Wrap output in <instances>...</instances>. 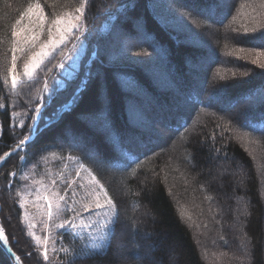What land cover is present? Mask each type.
<instances>
[{"label": "trees", "instance_id": "trees-1", "mask_svg": "<svg viewBox=\"0 0 264 264\" xmlns=\"http://www.w3.org/2000/svg\"><path fill=\"white\" fill-rule=\"evenodd\" d=\"M35 1L43 6L49 19L53 13L63 15L66 12H73L75 7L79 6L76 5L77 2H82V0H0V56L10 46L12 25L19 18L20 12ZM229 1L224 17L219 18L223 11L220 13L218 10L220 14L217 13L218 20L227 22L228 27L223 29L224 24L217 22L220 29L218 28L215 48L198 52L193 49L195 47L190 46L192 40H188L187 45L169 31L170 27L180 31L178 28L180 25L173 24L169 10H166L163 3L158 0H90L86 7V23L88 24L89 21L96 25L97 32L91 38L96 40L91 42L96 50L99 49L98 42L102 36L98 32L100 24L108 15L115 13L127 3L129 6L131 2H134L135 6L128 9L124 17L121 15L118 17L116 25L110 32L114 34V30L122 29L133 34L129 19L143 17L145 24L142 29L147 38L153 36L159 46H156L158 48L156 50L152 46L143 47L151 62L146 70L139 68L142 66L130 65L126 61L113 60L112 56L108 58L107 54L102 55V53L87 68L89 72L99 73L107 85L113 123L122 137V146H115L112 141L111 145L119 151L121 159H113L114 155L103 147L102 138L92 133L93 131L88 129L81 119L82 113L97 108L103 103L100 81L97 80L90 82L79 104L73 105L70 111L64 112L58 122L45 129L39 138L34 137L33 140L36 142L26 146V151L19 154L26 157L28 152L42 145H44L42 149L45 150L40 152L57 149L54 152L58 160L55 163H51L50 159L45 161L47 170H53L46 174L44 182L49 185L53 180L57 181L58 193H61L65 186L61 179L64 159L69 153L76 154L101 180L109 196L117 204L119 223L116 225V235L112 240L111 248L106 253L64 259L60 264H211L212 252L215 256H222L217 257L219 260L227 254L224 259L225 264H264V177H260V173L264 174V136H261L259 131L254 132L249 128L241 127L235 120L229 118V113L213 107L206 101L208 98L206 94L211 85L219 87V96L230 97L237 103L250 100L248 94L253 93L247 111L237 116H240L241 120H251L257 125L264 124L262 118L264 103H260L259 95L256 94L264 89V69L252 63V59L249 60L247 55L249 51L254 53L264 51L255 46V38L264 33V0ZM253 28L258 30L253 32ZM140 32L142 34L143 30ZM224 33L227 34V39L229 38L227 43ZM120 38L116 35L111 36V40L113 39L111 43L118 42ZM100 41L104 42L105 38ZM134 47L131 45L124 50ZM162 47H166L165 51L168 52L167 64L178 68L184 75L182 89L188 95L183 94L184 97L191 99L193 92L199 97L195 98L191 112L188 116H183V120H169L173 131L168 136V144H160L157 141L159 144L147 148L146 144L152 139L148 137L149 135L139 136L137 128L133 127L134 120H128V101L130 99L137 103L145 101L142 95L143 85L147 88L151 86L153 88L150 87L151 94L155 95V85L160 83L156 80L161 79L156 70L162 68V62L158 59L156 51H160ZM194 53L205 57L209 55L211 59L209 70L199 77L203 85L200 90L194 87L193 81L191 84L187 80L188 76L185 75L187 69L184 65V57ZM238 59L246 64H239L236 61ZM152 63L158 68L155 69ZM49 72H38L37 75L43 78L47 77ZM245 72L248 73L247 76L242 75ZM2 73L3 67L0 66V82L3 80ZM155 82L159 83L155 84ZM10 83L9 80L8 84L3 86L4 90L0 91V104L5 105L4 109L0 110V125L3 128L0 155L10 151L11 146L18 139L29 135V129L26 131L20 129L22 132L18 130L20 127L18 122L26 120L33 114L29 109L41 103L39 97H41L42 85H22L16 90L19 93L17 95L11 90ZM38 85L39 90H37ZM76 85L75 82L72 83L71 86L74 87L71 91L67 90V85L64 89H60L64 93L60 99L61 103L59 102L55 108L59 104L58 107H61L70 100ZM158 94L168 106L173 107L174 110L171 109L170 112L176 114L174 97L165 92ZM201 100L204 105L210 104V106L204 107L200 104ZM176 101L179 104L181 100ZM147 103L148 101L143 104L147 105ZM13 112H15L14 118ZM13 120L14 134L9 131ZM44 123L45 121L42 122L41 127ZM137 125L140 126L138 123ZM64 126L86 134L91 141L97 142L101 150L99 161L92 158L84 149L67 145V140L61 135ZM130 127H133L137 139L144 146L139 148L140 151H130V140L123 136ZM59 138H62L66 147L53 143ZM176 142L177 146H174ZM146 155L148 158H145ZM137 157L141 160L139 165L135 164ZM14 158L18 159L16 154L9 157L5 165L0 166V225L5 229L12 251L21 257L22 264L33 262V264H51L49 261H44L39 250L36 254L39 245L35 246L36 251L31 254L32 256L27 254L29 248L33 247L31 243L33 244L34 239L29 235L30 230L22 210L15 206V203L21 200L16 193L12 199L6 186L10 179L9 173L14 170ZM227 164L232 170L238 171V176L233 179L228 176L220 180L212 179L211 170ZM45 170L41 168V171L45 172ZM116 172L119 177L114 178L113 174ZM170 181H175L180 190L177 199L174 196L175 192L169 186ZM11 183L13 188L17 186L14 180ZM183 198L189 200L193 206L186 208V205H183ZM212 210L217 214L211 213ZM236 215L237 232H240L245 240L242 244L244 255L239 254L235 232L228 226L221 225V222L224 223L223 220L228 225ZM121 226H124V230ZM65 229L57 226L54 230L56 239H68L69 235ZM200 244L203 246L200 247ZM214 244L222 251L214 252ZM201 248L205 252L204 255ZM134 255L136 258H133ZM9 257L0 241V264H15ZM224 260H222L223 264Z\"/></svg>", "mask_w": 264, "mask_h": 264}, {"label": "rangeland", "instance_id": "rangeland-1", "mask_svg": "<svg viewBox=\"0 0 264 264\" xmlns=\"http://www.w3.org/2000/svg\"><path fill=\"white\" fill-rule=\"evenodd\" d=\"M158 1L160 3H163L165 7L168 4V0H158ZM36 2L38 1H35L33 3H36ZM80 3L81 1L77 2L76 5L78 6ZM127 4H125L124 6H121L119 10L116 11L115 13L108 15L107 18L100 24V29L98 30V32L102 34L100 40L101 39L103 40L105 38V41L102 42L99 40L98 50H96V47H94L91 43L93 41H96V40H91V38L94 36V33L97 32L95 30L96 25H93V23H89V21H88V24L86 23L87 32H83V35L81 37V39H83V46L79 48V51L76 52L73 57L75 60V65H74L75 71L73 72L75 79L67 80V77L66 76L64 77L66 80V85L68 86L67 88L68 91H71L72 88L74 87V86H71L73 82H75L78 85L81 80L87 77L89 73V69L87 70V68L91 66V63L94 60H97V58L100 56L101 53L102 55L107 54L108 58H111L112 56L113 60L118 59V61H121V62L126 61V63L130 65H134V66L136 65V67L142 66L139 68H142L144 70L150 67V63H151L149 61L150 57L146 53L145 49H143V47L148 48L149 46H152L156 50L157 48L156 46H159V44L153 38V36H149L147 38V35L144 29H142L145 24V20L143 17L135 19V20L129 19V21H131L132 23V31L134 32L133 34L128 33L127 31L122 30V29L114 30V34L110 32L112 27L116 25L115 22L117 21V19H119L118 17L120 15L121 17H124L126 13L128 12L127 10L128 9L130 10L133 6H135L134 2H131L129 6ZM229 4H230V1L228 0L227 5ZM165 9L168 10L167 7ZM223 9L219 10L220 13L223 11L221 15H219L220 13L217 12L219 15V18L221 17L223 18L225 15V10L227 9L226 8L224 10ZM86 11H87V8H86ZM70 13L74 14V11ZM45 15H46V19L44 21V29L46 32L48 28L49 18L47 17L46 12H45ZM193 15H195V13H193ZM85 20H87L86 13H85ZM23 23L26 25L29 24L27 19H25ZM216 23L217 22H207L206 24L202 25L198 23H193L191 20H189L188 21L189 27H191L193 31L201 35L208 33L207 39L210 41V45L201 43L199 41H195V42L191 41L192 43L190 42V44L192 45L190 46L195 47L193 49L198 50V52L208 51V49L213 50L216 45V38L219 34V30H218L219 27L217 26ZM35 24H36V18L33 17V23L29 26L35 28ZM173 24L176 26L179 25L174 19H173ZM223 24H224L223 29H226L228 27L227 22H224ZM178 28L180 29V31L175 30L172 27H170L169 31L177 35L179 40L181 39L182 42H185L187 44V41L190 40L188 33L184 29H182L181 26H178ZM140 30L141 31L143 30L142 34ZM137 34L138 35L140 34V35L137 36ZM115 35L120 36L121 38L118 42L111 43L113 39H116V38H113L111 40V36L114 37ZM226 35L227 34L224 33V36L226 38V43H227L229 42L228 40L229 38L227 39ZM84 36H87V39H84ZM40 39L41 40L45 39V36L41 35ZM131 45H134L135 47L129 50H124V48L131 46ZM165 50H167L166 47H162L160 51H156L158 59H160L162 62L161 64L162 68L160 70H156L157 74L159 75L161 79L156 80V81H160V83L155 82V84L159 83L155 85V88H156L155 95L151 94V90H150L151 86L150 87L148 86L147 88V86L143 85L144 91L142 92L143 93L142 95L145 98V101L140 102V103H137L132 99L128 101V112H127L128 120L130 121L134 120L133 122L135 123L133 124L134 125L133 127L137 128L136 131L140 133L138 134L139 136L149 135L148 137L152 139L151 141H149L150 143L148 142L146 144L147 148L151 146H155L159 143L164 144V145L168 144L169 143L168 136L173 131V129L170 128L172 123H170L169 120L170 119L175 120V121L183 120V116H188V114L191 112V109L193 107V101H195V98L199 97V96H196L195 92L192 93L191 99L184 97L185 95H187L186 92H183V89H182V84L184 82V79L182 77L184 75L178 68H175L173 65L170 66L167 64V62H169V58H167L168 52H166ZM70 51H71V44H69V46L65 48L64 53L61 56L57 57L56 61H54L52 65H49V67H51V71L49 72V75L46 78L48 80L50 89L57 87L55 82L61 80L62 75H63L62 70L57 69L54 66V64L60 61H64L65 67L68 68L69 65L72 64V61L65 60V57ZM259 53L260 52L254 53L252 51H249L247 54L249 60L257 59L259 63H264V55H259ZM210 60L211 59H209V55L205 57L203 55L196 54V53L184 57V65H185V68L187 69L185 72V75L188 76L187 80H189L190 83L193 81V84L192 83L191 84L194 85V87L198 88V90L203 88V85H201L202 83H200L201 79H199V77L200 75H203L202 73L209 70L210 64H211ZM236 61H238L239 64L241 65L246 64L245 62L240 61L239 59ZM153 65L155 66V69H156L157 66L155 64ZM219 65L221 66V64ZM22 71H23L22 62L18 60L17 61V72L20 74L21 79H25L22 76ZM38 72L43 73L44 71H38ZM39 87L40 86L38 85L37 90H39ZM219 90L220 89L217 85L215 86L211 85L210 89L208 90L209 92L207 91L206 97L208 96V98L206 99V101L211 103L213 107L217 109L219 108L223 110L225 113L227 112L229 114H234V115H239L241 113L243 114L245 110L247 111L248 102H250L251 99L248 101L246 100L245 102L240 101L239 103H237L234 100L232 101L230 97L221 96V95L218 96V98L213 99L211 96H213V94L216 92L218 93ZM59 92L60 94L57 96V99L52 103L51 107H41V115L43 118L41 119L40 124H42L43 121H46L49 115H51L53 111L57 109V107L60 105L59 104L55 108V106L59 102L61 103L60 99L62 98V95L64 93L63 90H60ZM158 92L159 93H164V92L169 93V95L174 97L173 99H175L174 101L176 103V106H175L176 114H172L170 112L171 109H173V107L169 105L171 107L170 108L164 102V100L159 96ZM40 93H41L40 96L44 97V100L41 101L40 104L43 103L46 105L48 101V96L51 94V92L44 93L41 88ZM177 99L181 100L179 101V104L176 101ZM183 100L185 101L184 103H183ZM146 101H148V103L147 105H144L143 103ZM230 105H234V106H230ZM32 116L33 114L28 116V118L23 121L24 127L23 128L19 127L18 130L20 129H24V131L28 130L32 126L29 123L30 118ZM111 119L114 122L112 118V113H111ZM20 122H18V126H20ZM83 122L85 123L88 129L93 131L92 133L99 135V137L102 138L103 147L107 149V152L112 153L114 155L113 159H119L120 158L119 151H117V149H114L112 147L111 141L106 139L105 136L101 134L100 132L89 127L88 124L84 120ZM137 123L141 127L138 126ZM133 127H130L132 128V130L130 128L129 130H126L123 133V136L126 137L128 140H130L129 141L130 142L129 148L131 149L130 151H140L139 148H144V146L140 144V141L137 139L138 136L135 135L134 133L135 130H133ZM20 131L22 132V130ZM61 135L67 140L66 141L67 145H70V147L84 149L87 152V154H89L90 156H92V158L99 161V158L101 157V154H100L101 150H99L100 146L98 145L97 142L91 141L87 137L86 134H81L79 131L76 132L74 130H71L67 126H64V128L61 130ZM154 139L156 140V142ZM53 143L58 144V146L66 147V145H64L62 141V138H59V140H55V142ZM179 145L180 144L178 143V146ZM43 146L44 145H42L41 147H38L37 149H34L33 151L28 152L25 160L14 158V163H13L14 170L13 171L17 172V177L26 175L27 179H18L16 177H10L9 181L11 180L12 182L14 180L15 184H17V186L15 185L13 188V190L15 189V191H11L10 195L12 196V199H13L16 193V196L19 197V200L25 202L24 208H20L19 203L17 204L15 203V206L19 207L22 210L21 212L23 216L26 211L28 214V221H30V223L34 225V227L29 229L30 232L34 234L32 235L34 242L33 244L31 243L33 247L29 248L30 251L27 254L31 255L32 253H34L36 251L35 246L39 245V248L37 249L36 254H38V250H39V253H41L43 257L45 245L37 243L36 237H39L41 240H47L46 247H47V253H48L49 259L46 262L49 261V263L51 264H60L62 263V260L64 259L69 260L79 255L93 254L91 252L82 250V244L84 242V237L88 235L89 225H91L92 235L98 236L101 234L100 227L102 226V223L105 217L103 215L95 216L93 215V213L95 212L103 213L105 211V209H96L95 203H94L97 197L99 198L101 202L104 201L103 192L98 186L97 182H99L100 185H103V184L101 180L90 169V167L82 162L80 157H78L76 154L69 153L67 154V157L65 156L66 158L64 159L65 160L64 165L61 170L63 173L61 176V179L63 180L62 184L65 186L62 189V192L58 193L59 186H57L58 184L57 181L53 180L55 181V183L53 184L52 182L49 185H47V183L44 182L46 179V174L50 173V170L51 171L53 170V169L47 170L45 166L46 165L45 161H48V159H50L51 163H55L58 160V158L54 151L57 149H53L51 151L49 149L50 152L47 151L49 153L40 152ZM174 146H177V142L174 144ZM43 150H45V148ZM35 153H39V155H36L34 157ZM69 156H71L72 159H69L68 158ZM108 159L110 160V158ZM41 165H43L44 167H41ZM41 168L46 169L45 172L41 171ZM211 172H212V179L214 180H220L222 178H225L226 176L233 179L234 177L238 176V171L232 170L228 164L226 166L220 165L217 169L215 170L212 169ZM113 176L114 178L119 177L117 176V172L113 174ZM260 177H264V174L260 173ZM8 184L9 182L6 183V186ZM169 186L172 189V191L175 192L174 196L177 199V195H180L179 194L180 190L177 187V183L175 181L174 182L170 181ZM103 188L104 190H106L104 185H103ZM43 197H48V199L51 200L53 204V209H52L53 215L51 219H49L47 216V210H48L47 204H46V201L43 199ZM182 201H183V205L184 204L186 205V208H189V207L191 208L193 206V204L191 206L190 201L186 200V198H183ZM57 205H59V208L63 210L61 211L59 215L57 214ZM66 208H70L74 211H66L65 210ZM85 209H88V210L86 211ZM211 213L217 214L215 210H212ZM223 213H225L224 209H223ZM70 217L74 218L76 228L72 229L71 231H66L69 235L68 239L67 238L66 239L65 238L56 239V232H54V230L57 228V226L62 224L64 220ZM235 217L237 218V215L232 217L228 225L225 222V220H223L224 223L221 222V225L223 227L228 226L230 229L233 230V232H235L236 240H237V247L240 249L239 254L244 255L243 254L244 246L242 244L245 240L242 234H240V232H237V225H236L237 219ZM121 227L124 230V226H121ZM35 242L36 244H34ZM202 246L203 245L200 244V247ZM213 246L215 248L214 252L222 251V249H220L218 245L214 244ZM201 250H202L201 252H203V255H204L205 253L204 250L202 248ZM142 253H143V250H142ZM224 255L225 256H223L222 260H224L227 257V254H224ZM211 256H212L211 262H210L211 264L213 263L223 264L222 260H219V258H217L221 255L215 256L214 253L212 252ZM224 264H225V260H224Z\"/></svg>", "mask_w": 264, "mask_h": 264}, {"label": "snow or ice", "instance_id": "snow-or-ice-1", "mask_svg": "<svg viewBox=\"0 0 264 264\" xmlns=\"http://www.w3.org/2000/svg\"><path fill=\"white\" fill-rule=\"evenodd\" d=\"M90 3V0H82L78 7H75L74 14L66 12L63 15L52 14V17L48 19V28L45 32L44 21L46 15L43 7L40 3H31L27 8L20 12L19 18L15 20L12 25V30L10 33L11 41L10 46L7 48L6 52L0 56V66L3 67V80L0 82V91H3V86L8 84L10 80V88L13 92L19 95L16 90L25 84H31L33 86L40 84L42 85V91L44 93L51 94L48 96L47 104H39L35 108H30L33 116L30 118L29 123L32 125L28 132L29 135L23 136L18 139L14 145L11 146V150L5 152L3 155H0V165H5V162L9 160V157H12L13 154H16L18 159L25 160V156L19 155L21 152L26 151V146L34 144L36 141L33 140V136L39 138L43 131L50 127L52 124L58 122L64 112L70 111L73 105L79 104L83 99V94L87 91V88L91 81L97 80L100 81L99 87L101 92V97L103 103L90 111H85L81 115L89 127L100 132L105 136L106 139L113 142L115 146H122V137L119 131L115 128L114 123L111 119V99L107 93V85L103 82V78L99 73L89 72L87 77L80 81V83L75 87L72 97L70 100L63 104L61 107H58L51 115L49 120H46L44 126L41 127L40 121L43 118L41 115V107H51L52 103L57 99L60 89L66 87V80L75 79L73 72L75 71L74 65V54L79 51V48L83 46V39H81L83 32H87L86 28V6ZM228 0H168L166 7L169 10V14L172 15V18L184 29L192 41H199L204 44H209L210 41L207 39L208 33L201 35L191 27H189L188 21L191 20L193 23L206 24L207 22H219L223 24L222 20H218L217 12L220 9L226 8ZM195 13V15H193ZM33 17L36 18L35 28L30 27L33 23ZM25 19L28 20L29 24L26 25L23 22ZM75 21V23H74ZM83 29V31H82ZM258 29L253 28L252 31L256 32ZM41 35L45 36V39L41 40ZM84 39H87V36H84ZM256 47L264 49V33L255 38ZM71 44V51L65 57V60H71L72 64L68 68L65 67V62L60 61L54 64L57 69L62 70V78L59 81H56V88L50 89L49 83L46 77H38V71H44L45 73L51 71V67L56 58L61 56L65 48ZM244 51V49H241ZM259 55H264V51H261ZM22 62V76L26 79H21L20 74L17 72V61ZM47 62V63H46ZM252 63L258 64V66L264 69V63H259L257 59H253ZM42 65L44 66L42 68ZM242 75L247 76L248 73H242ZM223 90H221L222 92ZM259 95L260 103H264V89L259 90L257 93ZM253 93L248 94V98H252ZM219 93L213 94V99L218 98ZM41 101L44 100V97H39ZM200 104L204 107L209 105H204L203 101H200ZM234 106V105H230ZM5 105L0 104V110H3ZM12 117H15V112L12 113ZM229 118L235 120L236 123L240 124L243 128H249L252 131H259L261 136H264V124L257 125L251 120H241L240 116L230 114ZM264 118V114H262ZM20 127H24V122H20ZM10 132L14 134L15 123L11 125ZM247 135V133H245ZM3 136V128L0 125V138ZM43 151V149H41ZM39 155L35 153L34 157ZM72 159L71 156L68 157ZM145 158H148L147 155ZM141 160L139 157L135 159V164L139 165ZM131 167V165H130ZM10 177H16L18 179H27L26 175L17 177V172L13 171L9 173ZM55 181H53V184ZM98 186L103 192L104 201L101 202L99 198L95 200L96 209H105L103 213L95 212L93 215L100 216L103 215L105 219L103 220L102 226L100 227L101 234L98 236L92 235L91 225L88 226V235L84 237V242L82 244V250L91 252L93 254L106 253L108 249L111 248L112 240L116 235V225L119 223V211L117 204L113 199L108 196L106 190H104L103 185H100L97 182ZM7 190L11 192L13 186L11 180L7 185ZM47 204V216L49 219L53 215V204L48 197H43ZM19 207L24 208V201H19ZM66 211H74L70 208H66ZM86 211L88 209H85ZM59 205H57V214L61 213ZM24 219L28 223L29 229L34 227L28 221V214L25 211ZM65 226L67 228L65 229ZM60 228L65 229L66 231H71L76 228L74 218H68L64 220L62 224L59 225ZM29 235H34L29 232ZM63 236V233H61ZM0 241L3 242L4 246L7 248L8 253H10V259L15 262V264H20L21 257L18 256L15 252L12 251L11 247L8 246V236L5 234V229L0 225ZM38 244H44L45 250L43 252V259L47 261L49 259L47 253V240H41L39 237H36ZM133 258H136L134 255Z\"/></svg>", "mask_w": 264, "mask_h": 264}]
</instances>
